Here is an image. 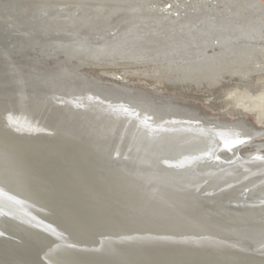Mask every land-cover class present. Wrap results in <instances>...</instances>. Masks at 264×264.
<instances>
[{"label": "bare ground", "instance_id": "1", "mask_svg": "<svg viewBox=\"0 0 264 264\" xmlns=\"http://www.w3.org/2000/svg\"><path fill=\"white\" fill-rule=\"evenodd\" d=\"M0 33V89L15 90L0 94V179L22 189L16 211L35 224V199L84 191L108 200L103 218H124L97 250L175 264L132 248L150 243L188 264H264V244L241 258L249 246L204 217L264 204V0H0ZM82 154L89 180L72 169ZM54 156L73 177L38 167ZM126 214L146 232L132 233Z\"/></svg>", "mask_w": 264, "mask_h": 264}, {"label": "water", "instance_id": "2", "mask_svg": "<svg viewBox=\"0 0 264 264\" xmlns=\"http://www.w3.org/2000/svg\"><path fill=\"white\" fill-rule=\"evenodd\" d=\"M11 93L15 94V90L9 88L0 89V94L6 95ZM248 125L252 127L251 124ZM203 158L199 163L205 166H212L220 162L219 160H215L216 158H210L208 156ZM107 159L111 160L107 171L115 175L117 172L113 170L115 168L119 170V163L114 161L113 157ZM66 160L65 157L59 158L58 156H54L50 160L39 162L40 166L38 167L43 172L45 169L47 172L54 173L57 171L56 167L59 166L60 173L65 175L64 177L68 180L73 175L68 166H66V163H68ZM104 160H102L104 162L101 163L99 171L102 174H104V169L108 161L106 158ZM76 161L77 164L72 169H75L76 173H79L84 179L89 180L90 176L95 175L92 171L93 167L91 166L93 162L89 161L85 154H82L80 158H76ZM227 163L230 164L228 161ZM219 164L223 165V162ZM190 165L191 163L184 164L178 166L177 169L183 168L186 170L188 167L191 168ZM129 166L130 164L127 163L125 167L121 168L126 169ZM4 177L2 179L7 187H4V183L1 182L0 189L7 191V194L1 190L4 194H0V264H142L141 259L139 260V257L135 255V253L138 254L139 252L135 250L130 252L125 249L126 247L124 249L119 247L104 249L102 251L97 250L98 243L95 242L96 239H106L112 230L114 231V229L123 226L121 225L123 221L121 223L120 219H124L120 217V213L116 208L104 210L108 212L106 219L103 218L98 209L103 210L107 206L108 200L104 196L100 198L97 194L86 193L84 191H81L80 194V191H78L79 196L82 195L80 201L78 198L76 200L62 199L61 203H57L56 200H49L47 195V202L46 200L41 202L35 199L36 203L34 204H36V210L41 213L39 216L41 221L35 223L31 219L35 225L24 218L26 216L22 212L16 211V209H19L17 205L20 203L17 195L20 196L22 189L15 183L14 178L11 176L9 179L6 176ZM2 179L0 180L2 181ZM93 182L95 183V180ZM62 185L68 189H73L71 183H62ZM44 188L46 193H50L46 187ZM41 191L36 194H42ZM215 202H210V204H214ZM92 206L97 208L92 209ZM41 208L43 209L42 212L40 211ZM125 213L127 212L125 211ZM207 213L208 215L204 216L207 222L223 230L221 238L228 239L232 243L235 242L234 244L237 245L246 244L249 246L250 249L243 250L244 256L241 255V258L247 257L249 260L255 258L257 254L255 248L257 245H261V243L264 244V204L261 207L253 209L243 210L237 208V210H234L230 208L227 214H220V216L213 212ZM125 219L126 224L124 225L129 227L133 226L132 229H135L132 233L136 232L140 234L142 231L148 229L144 227L146 224L140 222L142 218H135L130 214H126ZM155 220L157 219L152 217L151 221L155 223ZM141 229L143 230L140 231ZM238 246L241 247L240 245ZM132 248L138 249L141 255L145 254V256H142L144 258L149 255L154 256V254L161 255L163 253L162 258H165L166 261L169 258L177 257L171 259V261H174L175 264H188L185 258H183L184 256L179 257L177 252L172 251L174 247L167 248L157 244L151 246L148 243V245L134 246ZM164 254L175 256H165ZM188 254H192V252H187L186 255ZM202 254L200 253V255Z\"/></svg>", "mask_w": 264, "mask_h": 264}, {"label": "rangeland", "instance_id": "3", "mask_svg": "<svg viewBox=\"0 0 264 264\" xmlns=\"http://www.w3.org/2000/svg\"><path fill=\"white\" fill-rule=\"evenodd\" d=\"M194 95H201V93H195ZM202 108V107H201ZM206 113H210V110H206ZM211 114V113H210ZM248 118V119H247ZM254 116L253 115H251V114H248L246 117H245V121L248 123V124H251L252 125V127L253 128H255V129H260V126H259V128L257 127L258 125L255 123V121H254ZM260 131H262V133H264V127H263V129L261 130L260 129Z\"/></svg>", "mask_w": 264, "mask_h": 264}]
</instances>
